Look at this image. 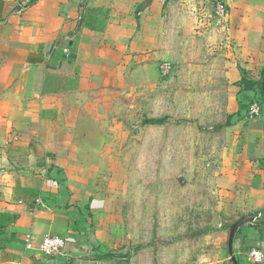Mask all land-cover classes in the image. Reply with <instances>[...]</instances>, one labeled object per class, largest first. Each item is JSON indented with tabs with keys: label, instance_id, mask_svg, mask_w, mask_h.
<instances>
[{
	"label": "rangeland",
	"instance_id": "obj_1",
	"mask_svg": "<svg viewBox=\"0 0 264 264\" xmlns=\"http://www.w3.org/2000/svg\"><path fill=\"white\" fill-rule=\"evenodd\" d=\"M224 4L222 16L215 0L141 8L143 30L128 34L126 48L111 41L104 58L97 54L93 75L112 86L92 110L87 101L66 103L79 135L74 173L105 197L89 213L91 248L75 264H230V227L250 216L233 213L222 181L243 174L232 129L238 106L257 102L263 111L264 0ZM3 63L0 100L14 81ZM241 79L262 83L248 104L232 94ZM3 159L0 152V173Z\"/></svg>",
	"mask_w": 264,
	"mask_h": 264
},
{
	"label": "crops",
	"instance_id": "obj_2",
	"mask_svg": "<svg viewBox=\"0 0 264 264\" xmlns=\"http://www.w3.org/2000/svg\"><path fill=\"white\" fill-rule=\"evenodd\" d=\"M158 1L0 0L1 71L14 78L10 97L0 100V152L7 167L0 173L6 185L0 201V264H75L91 248L87 220L104 208L105 197L86 176L74 173L79 135L69 113L86 101L92 110L112 86L93 75L97 54L104 58L111 41L116 49L126 48L128 34L143 30L145 10ZM247 81L248 89L242 82L232 86L233 95L242 94V104L262 89L261 82ZM261 100L259 116H249L240 103L232 118L243 174L222 183L235 200L233 213L261 217L230 227V264H254L249 252L264 253V92ZM26 235L33 237L31 249L25 247ZM47 236L64 240L59 254H41L38 245Z\"/></svg>",
	"mask_w": 264,
	"mask_h": 264
},
{
	"label": "built area",
	"instance_id": "obj_3",
	"mask_svg": "<svg viewBox=\"0 0 264 264\" xmlns=\"http://www.w3.org/2000/svg\"><path fill=\"white\" fill-rule=\"evenodd\" d=\"M216 4V11L219 15H223L225 12V4L224 0H215ZM67 53V51H65ZM248 114L251 117L259 116L260 114V105L257 102H254L251 104L248 110ZM261 217V214H258L256 217H254L253 220H256ZM25 247L27 249L32 248L33 243V237L31 235H26L25 239ZM65 242L63 239L59 237L54 236H47L43 238L38 245L39 251L44 256H54L56 254H59L63 248H64ZM248 258L251 260L254 264H260L261 261L264 260V253L260 250H251L248 254Z\"/></svg>",
	"mask_w": 264,
	"mask_h": 264
},
{
	"label": "trees",
	"instance_id": "obj_4",
	"mask_svg": "<svg viewBox=\"0 0 264 264\" xmlns=\"http://www.w3.org/2000/svg\"><path fill=\"white\" fill-rule=\"evenodd\" d=\"M244 84L245 88H250V83L244 79L241 81ZM252 84V83H251ZM166 122L165 118H160V119H154V120H149L148 123L154 124V125H162Z\"/></svg>",
	"mask_w": 264,
	"mask_h": 264
},
{
	"label": "water",
	"instance_id": "obj_5",
	"mask_svg": "<svg viewBox=\"0 0 264 264\" xmlns=\"http://www.w3.org/2000/svg\"><path fill=\"white\" fill-rule=\"evenodd\" d=\"M247 220H253V217H248ZM230 241H231V239H230Z\"/></svg>",
	"mask_w": 264,
	"mask_h": 264
}]
</instances>
